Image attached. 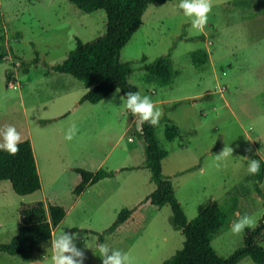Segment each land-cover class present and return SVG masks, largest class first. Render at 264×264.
Returning <instances> with one entry per match:
<instances>
[{
    "label": "rangeland",
    "instance_id": "obj_1",
    "mask_svg": "<svg viewBox=\"0 0 264 264\" xmlns=\"http://www.w3.org/2000/svg\"><path fill=\"white\" fill-rule=\"evenodd\" d=\"M211 2L202 32L191 28L180 0L150 5L142 27L122 50V60L132 63L130 81L140 94L163 112L157 125L158 141L168 151L163 172L188 220L214 203L227 211L234 206L228 228L212 241L217 253L228 258L244 246L247 229L234 235L232 223L248 214L254 229L264 219V179L258 183L247 173L244 158L260 159L258 150L264 154V0ZM107 21L105 11L85 13L69 0H0V55L5 56L0 60V127L14 126L21 141L37 140L44 184L20 196L10 181L0 183V244L18 234L22 204L48 201L70 210L54 239L63 231L75 233L83 264H102L98 243L129 253L135 264H163L185 241L173 225L170 204L160 210L146 205L147 221L133 235L107 232L123 208L137 206L156 189L149 169L130 168L141 165L145 156L122 93L117 90L97 104L82 103V81L50 73L76 48L77 39L89 42L103 35ZM208 46L211 60L198 67L193 54ZM169 52L171 84L148 81L146 66ZM170 122L180 129L174 141L165 136ZM73 124L76 135L67 141L65 133ZM224 144L234 149L233 156L218 169L214 155ZM78 168L116 173L87 188L77 201ZM52 241L39 245L28 261L2 252L0 264H51ZM258 244L264 247V238ZM239 264L257 263L246 257Z\"/></svg>",
    "mask_w": 264,
    "mask_h": 264
},
{
    "label": "trees",
    "instance_id": "obj_2",
    "mask_svg": "<svg viewBox=\"0 0 264 264\" xmlns=\"http://www.w3.org/2000/svg\"><path fill=\"white\" fill-rule=\"evenodd\" d=\"M69 1L85 13L105 11L108 19L106 31L89 42L77 39L76 48L63 63L53 66L51 72L70 74L82 81L87 90L81 98L82 103H100L117 90L123 96L129 91L140 93L138 86L130 81L132 63L122 60V50L142 27L143 17L149 6L154 3L164 4L168 0ZM4 57L1 54L0 60ZM192 58L198 67L210 62L209 53L205 49L194 52ZM146 70L148 81L164 86L171 84L172 53L158 57L152 64L146 66ZM10 76L11 73H8V77ZM138 135L143 140L145 156L143 167L151 171V179L156 184V189L137 206L123 208L107 232L133 235L140 231L147 221L144 212L146 205L160 210L170 204L173 210V225L183 232L185 241L182 249L163 264H239L246 257H250L257 264H264V247L258 244V241L264 238V219L256 228L246 229L243 247L228 258L221 257L214 249L212 241L217 233L228 228L234 206H228L227 211L214 203L189 221L176 197L173 182L163 172V160L168 156V151L163 149L158 141L157 126L153 127L146 123L143 130L138 131ZM179 135L180 129L175 123L166 124L165 136L168 141H174ZM18 147L16 155L0 151V181H10L16 194L26 196L41 190L42 180L32 142L28 139L21 141ZM77 171L81 175V182L75 189L77 197L89 186L113 177L116 173L103 168L96 172L81 168ZM255 176L258 183L263 181V160L260 173ZM19 213L21 219L19 232L9 243L0 244V253L5 252L28 261L39 245L53 240L54 232L66 217L67 210L62 205L37 201L22 204ZM100 240H104L103 235L100 236Z\"/></svg>",
    "mask_w": 264,
    "mask_h": 264
},
{
    "label": "clouds",
    "instance_id": "obj_3",
    "mask_svg": "<svg viewBox=\"0 0 264 264\" xmlns=\"http://www.w3.org/2000/svg\"><path fill=\"white\" fill-rule=\"evenodd\" d=\"M178 7L182 10L183 16L191 22V28L196 32H202L212 10L211 0H180ZM121 100L123 107L134 117L132 124L135 125L137 131H142L146 123L153 127L159 124L163 112L155 107L148 95L142 96L139 92L129 91L121 97ZM76 132L77 128L73 124L65 133V140L72 141ZM19 143H21V136L14 126L6 124L0 127V151L16 155L19 151ZM233 151L232 147L224 144L219 154L214 155L215 166L219 169L224 161L233 156ZM256 154L260 159L244 157L248 161L247 173L249 175L260 173L264 154L259 150ZM260 187L264 188V184ZM253 225V218L244 214L232 223L231 232L234 235H240L246 228H251ZM77 239L78 236L75 233L69 234L64 231L57 236L51 244V264H83L84 252L77 248L75 244ZM85 246L88 247L87 243ZM96 247L102 264H135L133 257L123 250L110 248L104 243H98Z\"/></svg>",
    "mask_w": 264,
    "mask_h": 264
},
{
    "label": "crops",
    "instance_id": "obj_4",
    "mask_svg": "<svg viewBox=\"0 0 264 264\" xmlns=\"http://www.w3.org/2000/svg\"><path fill=\"white\" fill-rule=\"evenodd\" d=\"M232 8H235L236 9V7L237 6H232L231 4H229ZM205 40L207 41V42H209L208 41V39L205 37ZM207 51H208V53H209V56H210V51H209V46L207 47V49H206ZM210 60H211V56H210ZM50 73H54V72H50ZM58 73V72H57ZM55 74H56V72H55ZM55 74H53V75H55ZM59 74H61V75H64V74H66V73H59ZM70 75V74H69ZM58 77H60V76H58ZM86 92H87V90H86ZM116 93V91L113 93V94H111L110 96H108L107 98H105L104 100H102L101 102H103V101H105V100H107L108 98H110L112 95H114ZM86 94V93H85ZM84 94V95H85ZM123 97V96H122ZM167 101H172V100H162V101H160V102H163V103H165V102H167ZM154 104H156L157 102H153ZM62 117V116H61ZM133 120H134V117H133ZM28 140H30L31 142H32V145H33V149H34V153H35V157H36V160H37V165H38V169H39V173H40V176H41V180H42V189H44V184H43V177H42V171H41V165H40V158H41V154H42V152H39L38 153V151H37V145H38V142H37V140L33 137V136H30L29 137V139ZM143 150H144V148H143ZM40 154V155H39ZM130 158L132 157L131 155L129 156ZM143 163L141 164V165H139V166H132V167H130V168H132V169H136V168H144L143 167V164H144V160L142 161ZM128 168V167H127ZM104 180V179H103ZM103 180H101V181H103ZM100 181V182H101ZM1 182H4V181H0V183ZM80 182H81V180H80ZM99 182V183H100ZM90 187H92V185L91 186H89L88 188H90ZM41 189V190H42ZM84 193V192H83ZM83 193L80 195V196H78V199H77V201L79 200V199H81L82 198V196H83ZM27 196V195H26ZM76 201V202H77ZM48 202V201H47ZM47 202H45L46 204H47ZM91 209V208H90ZM120 213V212H119ZM118 213V214H119ZM69 215H70V210H67V215H66V217L64 218V220L62 221V223L59 225V227L63 224V223H65L66 221H67V219H68V217H69ZM58 227V228H59ZM57 228V229H58ZM56 229V230H57ZM76 229H78V227L76 228ZM55 236V235H54ZM53 239H54V237H53Z\"/></svg>",
    "mask_w": 264,
    "mask_h": 264
}]
</instances>
